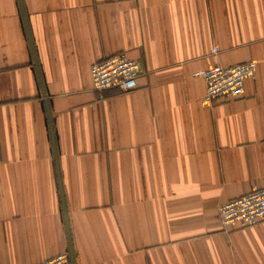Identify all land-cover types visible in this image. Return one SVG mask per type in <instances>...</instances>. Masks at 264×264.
<instances>
[{
  "label": "crops",
  "instance_id": "0c3cea01",
  "mask_svg": "<svg viewBox=\"0 0 264 264\" xmlns=\"http://www.w3.org/2000/svg\"><path fill=\"white\" fill-rule=\"evenodd\" d=\"M124 51L138 87L94 90ZM263 187L264 0H0V264H264V222L218 216Z\"/></svg>",
  "mask_w": 264,
  "mask_h": 264
},
{
  "label": "built area",
  "instance_id": "2783aa9c",
  "mask_svg": "<svg viewBox=\"0 0 264 264\" xmlns=\"http://www.w3.org/2000/svg\"><path fill=\"white\" fill-rule=\"evenodd\" d=\"M217 49L215 48L214 51ZM140 62L124 52H118L96 62L90 70L93 89L103 92L116 88L130 92L138 87L142 75ZM257 61L250 60L231 65H215L202 72L206 83L205 100L215 103L219 100L241 98L245 83L256 76ZM218 216L224 226L238 224L245 228L264 222V187L255 188L240 197L228 200L218 207ZM38 264H72L69 254L59 253Z\"/></svg>",
  "mask_w": 264,
  "mask_h": 264
}]
</instances>
